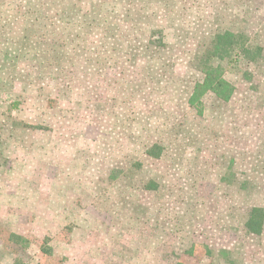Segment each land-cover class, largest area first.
<instances>
[{
    "label": "rangeland",
    "instance_id": "374dc122",
    "mask_svg": "<svg viewBox=\"0 0 264 264\" xmlns=\"http://www.w3.org/2000/svg\"><path fill=\"white\" fill-rule=\"evenodd\" d=\"M126 3L0 0V264H264V0ZM224 30L255 56L215 62L234 93L199 114Z\"/></svg>",
    "mask_w": 264,
    "mask_h": 264
},
{
    "label": "trees",
    "instance_id": "16d2710c",
    "mask_svg": "<svg viewBox=\"0 0 264 264\" xmlns=\"http://www.w3.org/2000/svg\"><path fill=\"white\" fill-rule=\"evenodd\" d=\"M157 4L163 7L166 0H155ZM130 6L129 0L128 4L126 3L125 7ZM157 11V9H155ZM125 12L128 16L129 10L125 8ZM163 13V12H161ZM153 18L158 22H163L165 16H161L159 12L152 15ZM154 27L152 32L153 34L148 41V44L144 45L139 54L143 53L146 55L147 61H157L162 57L164 50L167 48L166 37L163 29H158ZM243 42V43H242ZM242 40L237 34L230 30H224L220 33H216L210 40L208 46H206L203 57L200 58V73L202 74V79L197 81L192 88V92L188 98V105L197 110L199 114L202 113L203 107V97L207 93L214 94L217 98L228 102L231 100L234 90L231 84L225 79L222 74L221 68L219 65H216L215 62H222L226 59L233 58L235 53L244 55V57H252L248 55H254V49ZM162 53V54H161ZM164 57L160 60L163 61ZM250 61H255L254 58H251ZM215 64V65H214ZM162 148L158 144H154L150 150L147 151V155L152 158H160ZM147 190H156L157 187L154 183L149 182L145 186ZM264 226V211L261 208H253L249 212V217L246 222V228L248 232L260 235L263 231ZM45 252L48 249L44 250Z\"/></svg>",
    "mask_w": 264,
    "mask_h": 264
}]
</instances>
